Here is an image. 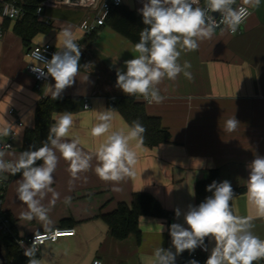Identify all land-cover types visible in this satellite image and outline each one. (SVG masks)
I'll use <instances>...</instances> for the list:
<instances>
[{
	"label": "crops",
	"instance_id": "obj_1",
	"mask_svg": "<svg viewBox=\"0 0 264 264\" xmlns=\"http://www.w3.org/2000/svg\"><path fill=\"white\" fill-rule=\"evenodd\" d=\"M71 1L74 3L45 6L36 13L50 28L35 35L30 45L49 41L58 51L62 48L59 33L71 26L84 52V61L75 83L62 92L61 98L81 96L89 107L71 112L75 123L65 139L79 137L80 147L91 154L105 139L91 135V128L98 122L96 111L109 109L107 96L126 95L116 87V69L126 71L124 61L134 58L136 53L134 44L107 24L96 28L90 42L78 25L86 16H94L96 2ZM122 4L136 11L143 7L138 0H122ZM14 21L0 18V128L9 126L16 133L5 156L8 160L19 156L23 131L34 123L35 104L40 98L51 96L49 85L55 84L50 76L38 89L34 87L33 77L27 71L31 60L21 38L13 32ZM185 61L191 64L194 79L188 80L182 73L174 81L164 79L158 87L166 99L159 104L137 97L144 102L146 113L158 116L161 125L168 129L170 142L152 148L142 145L139 149H135V141L131 142L138 156L134 177L119 183L102 181L94 172V158L89 171L73 178L67 170L68 162L59 159L52 185L59 197L52 204L53 195L48 193L42 203L50 209V228L60 226L62 219H69V224L63 227L73 228L74 233L40 246L37 258L41 264H90L95 257L102 264H152L157 247L175 252L169 227L172 223L188 227L183 214L189 205L195 206V183L205 179L208 170L215 167L221 181L245 188L234 196L231 207L238 216L254 217L253 232L264 239V218H256V209L247 199L248 165L257 155L264 156V0L251 9L240 34L216 30L211 39L200 42L196 51H181L179 63L183 65ZM10 108L13 114H9ZM113 112V130L127 131L129 124L116 110ZM233 116L240 124L233 132L224 131L225 121ZM18 119L22 126L16 123ZM2 175L7 177V173ZM20 178L7 183L4 210L9 213L18 236L45 231L38 219H19L28 210L16 195ZM137 191L152 194L173 212V218L169 222L156 216H141L139 238L131 233L124 239H116L100 216L114 210L118 202L129 204L132 193ZM66 196L72 198L69 205L64 203ZM177 208L181 210L179 218L175 216ZM205 244L207 260L215 241L206 237Z\"/></svg>",
	"mask_w": 264,
	"mask_h": 264
},
{
	"label": "clouds",
	"instance_id": "obj_2",
	"mask_svg": "<svg viewBox=\"0 0 264 264\" xmlns=\"http://www.w3.org/2000/svg\"><path fill=\"white\" fill-rule=\"evenodd\" d=\"M96 0H94V3ZM117 3L120 0H116ZM237 0H145L138 11L142 15L144 27L139 34V42L134 45V58L124 61L126 71L116 69V87L128 96L143 97L148 103H162L166 97L160 94L158 85L164 80H176L181 73L188 80L194 79L191 64L179 63L181 51L194 52L201 41L211 39L217 29L227 30L235 34L246 18L251 15L250 9L260 6L261 0H242L241 6H235ZM213 13H219V19ZM15 7H6L4 15H17ZM62 37V48L55 52L50 60H45L41 51L34 52L32 71L38 78L50 75L54 85H49L51 99L61 98L62 92L75 83L80 69L81 49L77 43L71 26L59 33ZM115 64V62H113ZM46 69V73H45ZM88 77L85 78L87 80ZM87 108V106H85ZM96 111V110H95ZM97 112L98 121L91 128L93 137H105L94 153H87L80 147L79 137H69L74 126L71 112H63L53 116L54 123L49 127L47 139L42 146H30L15 159H5L11 145L0 146V180L21 174L17 181V198L27 206V211L20 214L19 219L42 222L45 232L37 231L30 246H25L24 255L28 264H41L37 258L39 245L46 239H55L60 235L50 228L48 212L42 201L48 193H52V204L59 197L52 185L54 172L59 159L68 162V172L73 178L79 173L89 171L95 158L94 172L105 182L119 183L125 178L135 176L138 162L137 152L131 146L135 141V149L142 147L146 128L139 120L133 121L127 131L113 130V109H101ZM240 122L235 116L227 119L224 131L233 132ZM11 127L0 128V137H8ZM59 152L60 156H57ZM41 162V163H38ZM250 169L247 179V199L256 209V218H264V156L257 155L248 165ZM114 190L119 191V188ZM212 195L206 197L198 206L189 205L184 215L185 228L180 223H172L169 227L172 247H157L152 254V264H175L176 257L185 250L190 253L197 247L205 245V238L215 241L205 264H254L264 259V239L253 232L252 216H238L233 213L231 201L235 193L228 180L213 181L206 187ZM71 196L64 197V203H71ZM175 216H181V210L175 209ZM188 264H199L195 259Z\"/></svg>",
	"mask_w": 264,
	"mask_h": 264
},
{
	"label": "trees",
	"instance_id": "obj_3",
	"mask_svg": "<svg viewBox=\"0 0 264 264\" xmlns=\"http://www.w3.org/2000/svg\"><path fill=\"white\" fill-rule=\"evenodd\" d=\"M8 1H15L23 10V15L14 21L13 32L21 38L25 48L30 46L31 39L35 35L49 31L50 26L46 22L39 20L36 14L37 6L44 0ZM3 20L9 21L10 19L4 18ZM104 24L110 26L134 45L139 42V34L146 27L143 24L142 15L124 4L112 7L105 16ZM95 31L96 29L90 34H86L90 42L94 40ZM83 61L84 52H81L80 67ZM83 102L84 98L81 96H66L57 100L51 99V96L40 98L35 104L33 126L26 127L23 131L20 153L28 150L30 146H34L35 148L42 146L43 142L47 139L49 127L54 123L53 116L56 113L77 112L83 108ZM106 105L116 110L129 126L133 121L139 120L141 122L146 128L143 145L152 148L170 142L168 129L161 125L158 116L146 113L144 102L136 96H107ZM19 176L21 174L13 176L7 173L6 183L10 179ZM213 181L218 183L222 182L217 167L210 168L207 172V177L195 183V206H198L206 197L212 195V193L206 190V187ZM232 188L235 195H239L245 191L243 186H233ZM5 213L9 217L12 230V234L0 236L1 252L5 258V264H27V257L14 241L16 231L12 219L8 212L5 211ZM147 215L160 217L167 221H171L173 218V212L164 208L152 194L146 191L133 192L129 204L126 202H118L114 210L102 214L100 217L107 224L108 230L114 238L124 239L131 233L139 238V218ZM68 220L62 219L60 226L68 225ZM192 259L197 260L199 264H205L206 256L202 253H197L194 256L193 252L190 253L188 250H185L179 255L176 264H188V261ZM254 264H264V259L255 261Z\"/></svg>",
	"mask_w": 264,
	"mask_h": 264
},
{
	"label": "built area",
	"instance_id": "obj_4",
	"mask_svg": "<svg viewBox=\"0 0 264 264\" xmlns=\"http://www.w3.org/2000/svg\"><path fill=\"white\" fill-rule=\"evenodd\" d=\"M138 1H140L141 3L145 2V0H138ZM62 2L74 3L71 0H44L43 2H41L39 4V6H37L36 13H40L42 8L45 6H53L55 4H59ZM121 4H122V0H120L119 3H117L116 0H97L96 1V5H97L96 13L94 14L93 17L86 16L84 19H82L78 25L79 29L84 34H90L98 26L103 25L105 16L107 15V13L109 12V10L112 7L119 6ZM202 5H203V0H201V6ZM241 5H242V0H237V4L235 6H241ZM6 7H15L17 9L18 14L15 16L4 15V9ZM250 12H251V9H250ZM22 15H23V10L15 1L0 0V18L1 19L8 18L10 20H16V19L20 18ZM213 15L215 18L219 19V13H216V14L213 13ZM217 30H220V29H217ZM241 30H242V25L240 26V29L234 35L240 34ZM227 33L230 35H233L229 31H227ZM1 35H2V26L0 23V36ZM37 51H41V54L45 58V60H50L52 55L55 52H57V50L54 48V46L49 41H45L42 43H34V44L29 46V49L27 51V56L30 58L31 61L27 64V71L33 77L34 87L38 89L41 86V84L46 83L49 80L50 75H45V76L38 78V74L34 73L32 71L33 65L31 63L34 62V56L32 54L34 52H37ZM45 73H46V69H45ZM145 102H147V101H145ZM85 106L89 107V104L86 100H84V102H83V107L85 108ZM8 112H9V114H13L14 110L12 108H10L8 110ZM16 123L19 126H22V122L19 119L16 120ZM15 136H16L15 131L13 129H11L10 136L0 137V146H3L5 144H9V145H11V148H12L13 140H14ZM6 185H7L6 179L0 180V236L6 235V234H12L10 220H9V217L7 216V214L5 213L4 206H3V204H4L3 203L4 202V191H5ZM51 229L53 232H55L56 230H59L60 235L57 236L55 239H50V238L46 239L42 244L39 245V248H40V246H42L45 243L55 242L62 236H68V235H72L74 233V229L71 227L57 226V227H54ZM44 232L45 231H41V233H44ZM35 233L29 234L27 236H18L16 234L14 236V241L19 246V248L24 252V249L20 247L19 242L23 241L25 246H30L31 243L33 242ZM197 253L206 254L207 251H204L203 247H197L195 249V251H193V255L195 256ZM27 260H28V258H27ZM90 264H102V263H101V260L99 258L95 257L91 260Z\"/></svg>",
	"mask_w": 264,
	"mask_h": 264
},
{
	"label": "water",
	"instance_id": "obj_5",
	"mask_svg": "<svg viewBox=\"0 0 264 264\" xmlns=\"http://www.w3.org/2000/svg\"><path fill=\"white\" fill-rule=\"evenodd\" d=\"M214 14H216V13H214ZM28 49H29V46L27 48H25V53H27ZM169 222H171V221H169ZM0 262H1V264H5V258L3 257V254L1 252V244H0Z\"/></svg>",
	"mask_w": 264,
	"mask_h": 264
},
{
	"label": "rangeland",
	"instance_id": "obj_6",
	"mask_svg": "<svg viewBox=\"0 0 264 264\" xmlns=\"http://www.w3.org/2000/svg\"><path fill=\"white\" fill-rule=\"evenodd\" d=\"M129 3H130V5H132L131 3H133V2L129 1ZM15 147H16L15 150L18 152L19 151V144L16 143V146Z\"/></svg>",
	"mask_w": 264,
	"mask_h": 264
}]
</instances>
